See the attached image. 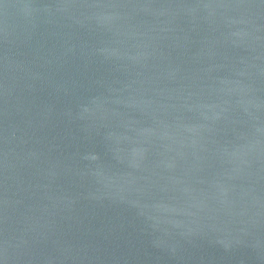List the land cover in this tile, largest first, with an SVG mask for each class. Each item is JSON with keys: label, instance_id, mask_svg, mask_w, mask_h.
Listing matches in <instances>:
<instances>
[{"label": "water", "instance_id": "obj_1", "mask_svg": "<svg viewBox=\"0 0 264 264\" xmlns=\"http://www.w3.org/2000/svg\"><path fill=\"white\" fill-rule=\"evenodd\" d=\"M0 264H264V0H0Z\"/></svg>", "mask_w": 264, "mask_h": 264}]
</instances>
